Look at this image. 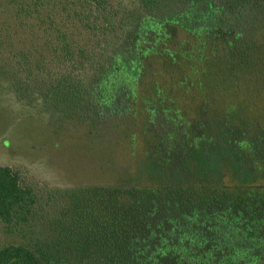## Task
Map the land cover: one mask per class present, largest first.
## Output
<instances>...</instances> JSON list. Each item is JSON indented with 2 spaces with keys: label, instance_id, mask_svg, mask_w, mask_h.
<instances>
[{
  "label": "trees",
  "instance_id": "16d2710c",
  "mask_svg": "<svg viewBox=\"0 0 264 264\" xmlns=\"http://www.w3.org/2000/svg\"><path fill=\"white\" fill-rule=\"evenodd\" d=\"M134 1L0 0V91L135 162L115 184L39 190L0 165L20 236L0 264H264V0ZM35 23L55 47L29 46Z\"/></svg>",
  "mask_w": 264,
  "mask_h": 264
},
{
  "label": "rangeland",
  "instance_id": "374dc122",
  "mask_svg": "<svg viewBox=\"0 0 264 264\" xmlns=\"http://www.w3.org/2000/svg\"><path fill=\"white\" fill-rule=\"evenodd\" d=\"M112 2L125 14L135 1ZM71 30L75 32L73 46L77 50L80 45L92 49L98 42L95 32ZM27 34L31 38L29 46L55 47L52 40L56 32L48 26L41 29L35 23ZM27 104L15 92L6 88L0 91V165L12 167L27 185L39 190L115 184L121 181L125 168L134 165L127 143L97 140L88 136L82 124L69 122L43 107L36 108L34 103ZM19 240L20 236L9 232L0 221V249Z\"/></svg>",
  "mask_w": 264,
  "mask_h": 264
}]
</instances>
